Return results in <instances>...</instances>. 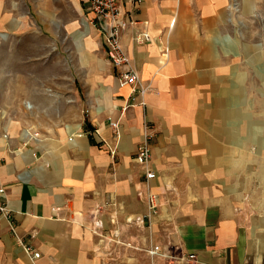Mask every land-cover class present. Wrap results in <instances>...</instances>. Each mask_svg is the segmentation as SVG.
<instances>
[{
    "label": "crops",
    "instance_id": "obj_1",
    "mask_svg": "<svg viewBox=\"0 0 264 264\" xmlns=\"http://www.w3.org/2000/svg\"><path fill=\"white\" fill-rule=\"evenodd\" d=\"M121 3L144 96L119 85L87 0H0V264H150L151 244L192 264H264V195L246 190V171L264 169V119L251 112L264 104V0ZM142 32L152 40L137 43ZM71 40L78 66L56 80L55 45L64 54ZM146 122L151 185L169 201L151 227L130 223L146 211Z\"/></svg>",
    "mask_w": 264,
    "mask_h": 264
},
{
    "label": "built area",
    "instance_id": "obj_2",
    "mask_svg": "<svg viewBox=\"0 0 264 264\" xmlns=\"http://www.w3.org/2000/svg\"><path fill=\"white\" fill-rule=\"evenodd\" d=\"M135 7H139L143 0H131ZM86 10L90 14V23L95 27L104 37V45L106 55L112 65L118 70V82L121 87L132 86L133 90L144 96L148 92V86H144L139 78L138 72L131 64L130 57L122 44L123 32L132 23L123 16L121 0H87ZM139 44H145L152 40L148 32L139 33L136 38ZM117 128V123H111ZM119 137V132L116 131ZM155 131L151 124L144 123L142 128V140L139 143L135 161L142 167L147 191L145 194V213L130 219V223L136 225H143L151 227L154 220L158 217L165 219L168 209V200H163L160 194L153 190L151 185L152 180L156 178V173L151 169L150 164L152 160V140ZM3 193V189H0ZM0 213L6 215L8 213L7 204H0ZM168 220H170L167 217ZM166 221V219H165ZM100 226V225H99ZM15 232V229H12ZM26 252L32 259L40 257V253L32 249L30 245L25 246ZM172 245L166 246L160 244H151L145 249L149 256L151 264H192L196 260L195 254L180 255L173 251Z\"/></svg>",
    "mask_w": 264,
    "mask_h": 264
},
{
    "label": "rangeland",
    "instance_id": "obj_3",
    "mask_svg": "<svg viewBox=\"0 0 264 264\" xmlns=\"http://www.w3.org/2000/svg\"><path fill=\"white\" fill-rule=\"evenodd\" d=\"M257 12H258L259 16L256 14L257 15L256 17H258V19L260 18L261 20H260V23L255 25V27L257 30H261L262 33H264V3L262 4V7L260 6L259 9H257ZM55 19L58 20L56 16H55ZM52 26H53L52 30L56 36V39L62 38L64 35L67 34V32L62 27L58 26L57 24L52 25ZM36 29H38L39 33L44 32L42 29V26H40V27L37 26ZM87 31H88V29L86 30V32ZM254 42H257V40H255ZM56 44L59 45V42L56 41ZM64 44H65L64 46L66 49L67 42H64ZM70 46H71L70 51L67 50L64 54H62V51L59 48H57L55 45L54 65L56 67V72H57L58 67H62V66L66 67V70H65L66 73L61 74V75H58L56 73V80H58V79L64 80V81L65 80H72L73 74L69 73V68L74 69L76 66H78L79 58L77 56V52L75 51V47H74L72 40L70 41ZM92 59L93 58H90L89 55L87 56L86 60H87L88 65L91 63ZM5 60H6V58L4 57V55L3 56L0 55V67H5L6 65L8 66V64L4 63ZM36 60H37L38 64H41L40 62H42V58L39 57ZM263 64L264 63H261L260 65H263ZM8 77H9V75H8ZM260 92L262 93V95H264V91H260ZM251 112L260 114L262 116L261 118L264 119V104L258 103L257 108H255L254 111L252 110ZM262 141H263L261 143L262 147L260 148L262 151V154H260V157H257V158H258V160L264 162V136H263ZM246 174H247L246 176H247V182H248V185L246 186L247 194L248 195L249 194L264 195V169L263 170H255V171L247 170ZM251 178L260 179L262 181V184L251 185L250 184ZM259 204L264 205V202L260 201ZM150 264H151V262H150Z\"/></svg>",
    "mask_w": 264,
    "mask_h": 264
}]
</instances>
